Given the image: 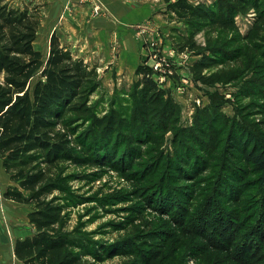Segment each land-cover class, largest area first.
Returning <instances> with one entry per match:
<instances>
[{"label": "trees", "instance_id": "obj_1", "mask_svg": "<svg viewBox=\"0 0 264 264\" xmlns=\"http://www.w3.org/2000/svg\"><path fill=\"white\" fill-rule=\"evenodd\" d=\"M164 1L187 29L177 46L198 56L189 66L194 79L235 84L240 115L263 119L248 127L206 107L184 126L179 102L143 64L136 70L139 77L120 93L130 109L113 103L101 114L92 102L100 86L97 68L63 46L56 33L45 59L35 44L39 5L0 0V159L17 184L4 196L32 205L28 217L35 232L14 247L24 264L101 262L98 254L95 261L85 258L67 223L81 198L71 183L95 181L106 170L126 180L124 198L136 200L129 208L139 223L119 251L132 258L128 264H184L188 255L223 264L208 259V253L221 250L209 237L211 229L223 231L216 237L225 244L226 261L264 264V198L260 206L244 204L248 196L264 194V0ZM251 12L256 20L244 34L236 18ZM168 141L173 151L166 149ZM208 174L212 183L205 188ZM211 193L232 209L231 219L209 215L215 204H206ZM147 208L161 217L142 220ZM257 221L262 230L253 225ZM236 247L244 253L239 260L233 256Z\"/></svg>", "mask_w": 264, "mask_h": 264}, {"label": "rangeland", "instance_id": "obj_2", "mask_svg": "<svg viewBox=\"0 0 264 264\" xmlns=\"http://www.w3.org/2000/svg\"><path fill=\"white\" fill-rule=\"evenodd\" d=\"M9 1H11L13 5H21L25 1L39 5L41 24L35 44L36 48L42 52L45 59L49 54L50 38L52 36V32L54 31L58 33L61 44L71 50L76 57L84 59L85 63L91 67H96L99 65L97 72L100 86L92 96L93 105L99 113L102 114L108 111L113 103H115V107L120 110L125 111L130 109V103L127 100L128 98L126 96H121L120 93L126 92L130 85L137 78V74H135V71L133 70L135 61H133V59H131L128 55L127 59L125 57L122 61L123 70L120 73H118L116 68L112 67L111 70H108L109 72L107 71L108 74H105V72L100 69V67L106 65L103 61H111L112 59L114 60L116 56L115 54L117 53L114 52V54L110 56L108 47L106 46L105 49H98V52L94 51L96 43L100 40L105 42V44L110 45L117 31L114 30L111 35V30L104 39L87 40H82L81 33L79 32V28L81 27H83L85 31H90L93 25L97 23L96 21L101 17H109V19L112 20L113 18H116L117 15L112 13L109 10V7H107L108 0H67L68 2L64 6L65 13L68 14L66 21H63L65 13L61 11L63 6L59 5V0ZM192 1H206L208 3H212L214 0ZM130 2H135L134 4L132 3L133 5H131L128 14L130 25H122L123 28L125 27L124 31L121 30L125 34V37H122L120 32L118 33L119 36L117 35L119 40L121 39V42L124 43L126 47L130 48L134 45H139L141 42L144 43L143 40L138 39L135 36V27L139 24L150 22L156 27V29L160 31V33L164 35V38L166 39L165 45L168 44L166 51L167 53L172 48H177L178 53L172 57L173 60H175V57L182 60V54L187 52L188 61L185 62L184 66H182V68H184V72H180V69L177 68L178 72L176 74V79L174 83L172 81L171 84L175 88L178 82L187 77V85L189 86L186 94L180 95L176 93V91L166 87V91H169L172 96L175 97L182 108L181 120L184 126H190L193 123V119L197 110L204 109L206 107L218 108L219 113L226 115L231 119H236L248 127L250 121L255 119L258 120L259 118L263 119L261 114H251L250 116H248V114L245 116L240 115L241 110L240 108L238 109L239 102L236 98V92L239 87L235 84L217 83L215 85H205L194 79L193 75L187 69V66L189 67L190 64L196 61L198 56L193 55L192 53L190 54L189 51L186 50L181 51L177 46V42L187 34V29L184 25V22L177 20L174 14H172L170 11H166L167 4L164 0H130ZM78 3L83 5L86 4L87 8H81L79 6L78 8L75 7V5ZM149 5L153 6L154 9H149ZM76 8L82 10L87 9V18H84L82 22L79 21L77 17V20L75 19L74 14ZM61 12L63 13L62 15ZM236 19L241 31L244 34H247L252 29L256 20V16L253 12L245 14L240 13ZM114 20L117 21L116 19ZM138 20L142 21L138 22ZM116 24L120 23L117 22ZM197 39L203 42L204 36L198 35ZM152 53L153 51L147 48L146 56L142 59L141 64L146 65L147 63L151 62L150 58ZM1 77L2 75L0 74V78ZM36 80L37 76L33 79V83ZM197 98H200V103L197 102ZM245 117L247 118V121L243 120ZM251 128L253 129V126H251ZM166 149L173 151L170 141H168ZM3 175V180L2 177H0V184L2 183L5 185V191L17 186V184L11 180L10 174L5 171V174L3 173ZM209 177H211V174L207 175L205 178L206 181L202 183V187L208 188L211 185L212 181ZM248 181H251V179ZM251 183L253 182L251 181ZM71 185L74 187L73 189L76 195L81 198L79 200V204L76 207L71 208V214L67 223V227L69 231H71L72 234L77 237V239H79V242L87 254L85 258L89 259L90 261H95L94 257H96L95 255L98 254L100 255V259H102L101 262L96 260L98 264L130 263L132 258L126 255L124 252H119L124 244L131 242L129 240L133 239V231L136 230V225L139 223L136 215L137 212H135V209L131 211L129 208V206L135 205L134 201L136 200L134 199L128 202V199L124 198V196L128 195L129 192L127 181L122 179L116 171L106 170L100 176H98L95 181L88 182L86 180H74ZM249 187L250 186L245 187L244 190ZM172 188L174 187L172 186ZM213 195L214 194L212 193L208 194V198L206 200L207 206H209L211 203H215L212 204V209L211 207L209 208V215L212 214V217L216 220L220 218V215L229 217L228 214H231L232 209L227 208V206L221 202L222 200H218L217 197L215 195V197H213ZM246 195L247 191H244V197ZM260 196L261 197L256 196L254 199H252L251 196H248V198L244 200L246 201L244 204L247 205L253 201V203H256L260 206V203L263 201L264 194H260ZM209 201H211V203ZM24 208L25 210H21V212L29 214L30 208L32 210V205L25 204ZM0 214H2L1 211ZM23 216L24 220H26L25 215ZM154 217L155 219H158L161 217V215L155 212L153 208H147L142 212L141 219L149 220L153 219ZM260 219V221H262L264 218L261 217ZM2 223L5 224L3 221ZM27 223L25 222L26 226H24V223L21 222H14L13 224L16 228L19 226L21 227L22 232L19 233L21 236L32 235L35 232L34 227L32 226L33 228H31V226H29L30 224ZM258 224L259 221L254 222L253 225L256 228ZM256 229L262 230L263 226ZM210 232V239L216 241V244L221 247L219 248L221 250L215 249L220 253L219 255H215V253H208V259L211 260V257L213 256L214 261L216 259L218 261H222L223 264H233L232 261H226V256L224 253H222V245L225 244L221 243V239L217 240L219 238L216 237L217 235H221L223 231H220V229H211ZM254 235L255 234L251 236V239L257 237ZM219 237L222 238L221 236ZM9 238L12 239L10 236ZM12 242H10L11 246ZM10 245H7L8 250L10 249ZM134 245L139 247L138 244L134 243ZM233 253L235 259L242 258L244 254L240 249L238 250L237 247L233 249ZM19 264L23 263L19 262ZM184 264L204 263L202 261H198L193 256L188 255Z\"/></svg>", "mask_w": 264, "mask_h": 264}, {"label": "crops", "instance_id": "obj_3", "mask_svg": "<svg viewBox=\"0 0 264 264\" xmlns=\"http://www.w3.org/2000/svg\"><path fill=\"white\" fill-rule=\"evenodd\" d=\"M67 2H68L67 0H59L58 1L59 5L63 6V8L61 10L63 13H65V10H64L65 7L64 6L67 4ZM132 3L134 4L135 2H132ZM132 3L130 2V0H108L107 7H109V10L112 13H115L117 15L116 18H113V20H112V19H109V17H105V16L101 17L96 21L97 23L95 22L96 24L93 25V27L90 29V31H85V29L83 27L79 28L80 29L79 32L81 33L82 40L102 39V38L104 39L107 37V35L109 34V32L111 30H112L111 35H112L114 30L117 31V33L115 34L110 45H107V44H105V42L100 40L99 42L96 43V46L94 47L95 52H98L97 51L98 49H100V50H102L103 48L105 49V46L108 47V50H109L108 52H109L110 56L112 54H114V52L117 53V54H115L116 56H115L114 60L112 59L111 61L110 60L103 61V62H105L106 65H104L103 67H100V69L103 70V72H105V74H108V72H109L108 70H111L112 67L116 68L118 73H120L123 70L122 69V66H123L122 61L125 57L127 59L128 55L131 59H133V61H135V64H134L135 66L133 67V70L135 71V74H136L137 67L139 66V64H141L142 59L146 56L148 47L145 44V42L144 43L141 42L139 45H136V46L134 45V46L129 48V47H126L124 45V43L121 42V39L119 40V38H118L119 32L121 33L120 35L122 37H125V34L123 33L125 27L123 28L122 25H124V24L130 25L128 14H129L131 5H133ZM78 6L81 8H87L86 4L83 5L81 3H78L75 5V7H77V8H78ZM77 8H76V11L74 14L75 19L77 17L79 19V21L82 22V20L84 18L85 19L87 18V9L82 10V9H77ZM148 8L151 10L154 9V7L150 6V5L148 6ZM62 12H61V15L63 14ZM63 18H64L63 21H66L68 18V14L65 13ZM114 19H116L117 21H115ZM142 20H143V18H142ZM142 20H138V22H141ZM112 22H114V23H112ZM117 22L120 24H116ZM121 30H123V31H121ZM53 33H56L58 35L57 32L53 31L52 34ZM165 48L167 50L168 44L165 45ZM106 53H107V51H106ZM107 59H108V57H107ZM182 66H184V65H181L179 62H177V68L180 69L179 70L180 72H184V68H182ZM96 68H99V65H97ZM185 68H186V66H185ZM187 69L189 70L188 67H187ZM137 78H138V75H137ZM5 171L6 170L3 166V161L0 159V177H2V180H3V176H4L3 173L5 174ZM5 190H6L5 185H3L1 183L0 184V204L4 208L6 219H3L2 215L0 214L1 215L0 216V264H19V262H22V261L19 260L15 255V252H14L15 243H16L17 239L24 238L28 235L21 236L19 234L20 232H22L21 227L19 226L18 228H16L15 225H13V224H14V222H21V223H24V226H26L25 222L26 223L28 222L27 224H30L29 226H31V228H33L34 226L29 221L28 213H25V212L22 213L21 212V210H25V208H24L25 204H22V203L14 201L12 199L6 198L4 196ZM30 211H31V208H30ZM23 215H25L26 220H24ZM1 220L3 222H5V224H3ZM10 226H11V228H10ZM9 236L13 240L10 239ZM10 242H12V246L10 245ZM5 245H6V247H5ZM7 245H10L9 250L7 249Z\"/></svg>", "mask_w": 264, "mask_h": 264}, {"label": "built area", "instance_id": "obj_4", "mask_svg": "<svg viewBox=\"0 0 264 264\" xmlns=\"http://www.w3.org/2000/svg\"><path fill=\"white\" fill-rule=\"evenodd\" d=\"M135 36L138 39L143 40L147 47L153 51L150 58L151 62L146 65L152 69L151 76L157 84L163 89H166V87L170 88L180 95L186 94L189 86L187 85V77L178 82L175 88L171 84L172 81L174 83L178 72L177 62L184 65L185 62L188 61L187 52L182 54V60L177 59L176 57L175 60H173L172 57L178 53L177 48L174 47L167 53L165 48L166 39L164 38V35L150 22L137 25L135 27ZM189 53L191 54V52ZM197 102L200 103V98H197ZM0 211L2 213V218L6 219L4 208L1 204Z\"/></svg>", "mask_w": 264, "mask_h": 264}]
</instances>
